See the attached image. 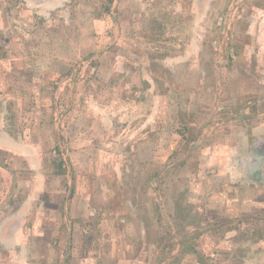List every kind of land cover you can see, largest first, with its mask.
<instances>
[{"label": "rangeland", "instance_id": "374dc122", "mask_svg": "<svg viewBox=\"0 0 264 264\" xmlns=\"http://www.w3.org/2000/svg\"><path fill=\"white\" fill-rule=\"evenodd\" d=\"M256 8L0 0V264H200L193 247L264 264V159L263 181L247 176L264 142Z\"/></svg>", "mask_w": 264, "mask_h": 264}, {"label": "crops", "instance_id": "0c3cea01", "mask_svg": "<svg viewBox=\"0 0 264 264\" xmlns=\"http://www.w3.org/2000/svg\"><path fill=\"white\" fill-rule=\"evenodd\" d=\"M256 11H257V13L259 15H263L264 16V9H262V8H256ZM257 13L253 17L249 18L250 21L248 22L247 28H250V30L252 29V25L254 24V26H255L256 23L259 22V20H260L259 19V15H257ZM255 41H256V43L258 45L264 46V38L257 37L255 39ZM245 110H246V108L244 109V111ZM259 124H262V122H259L258 120L254 119V121L252 122V124L250 123V127H251L250 131L251 132H254L255 131V128H257L259 126ZM241 133L244 134V135H247V132L246 131H244V132L242 131V132H240V134ZM242 158L244 160L246 159L244 157H240V159H239L238 162H242L243 161ZM235 162L237 164V161H235ZM247 164L249 166V162ZM263 180H260V181H251L250 180V183H252V184L254 183V185L256 186L258 182H261ZM259 187H264V186L263 185L262 186H258V188ZM18 209L15 208L14 210H12V212H11L12 214L10 215V218H9V216L4 217V220L5 221H8V222H7L6 225H4V227L2 226V244L4 245V249H5L6 253H7V255H10L11 254V255H13V257H15L17 255V251L15 250V248H17L18 246H21V248H23V245L25 243L24 242L23 244L22 243L19 244V242H23V240H22L23 233L21 231L18 232V229L17 228L11 229V226H10L11 221L17 222V220H19L21 218L20 215H22V214H19V210ZM5 227L8 228L7 231L4 230ZM10 229L12 231H10Z\"/></svg>", "mask_w": 264, "mask_h": 264}, {"label": "trees", "instance_id": "16d2710c", "mask_svg": "<svg viewBox=\"0 0 264 264\" xmlns=\"http://www.w3.org/2000/svg\"><path fill=\"white\" fill-rule=\"evenodd\" d=\"M168 15V14H167ZM3 55V52H2ZM264 145V142L261 141H255L251 145V153H253V156L255 157V162L253 163L255 167L250 171H247V176L251 181H257L260 178V165H261V159L264 156V153L261 152L260 146ZM54 150H57V148H54ZM264 150V149H263ZM59 153V152H58ZM62 157L57 155L56 157H52L50 159L51 165H52V171L56 175H65L66 174V168L63 166ZM250 166V165H249ZM253 167V166H252ZM191 252L195 255H197V261L200 264H211L208 260V256L203 257L202 254L196 249L192 248Z\"/></svg>", "mask_w": 264, "mask_h": 264}, {"label": "flooded vegetation", "instance_id": "af4514ba", "mask_svg": "<svg viewBox=\"0 0 264 264\" xmlns=\"http://www.w3.org/2000/svg\"><path fill=\"white\" fill-rule=\"evenodd\" d=\"M248 158H249V165L250 166H248L247 167V171H251L254 167H255V165L253 164L256 160H255V157L253 156V153H248ZM263 159H264V156L262 157V159H261V162H263ZM253 166V167H252Z\"/></svg>", "mask_w": 264, "mask_h": 264}]
</instances>
